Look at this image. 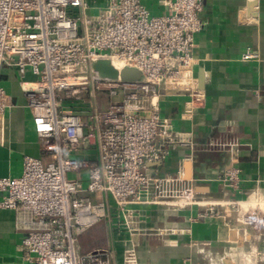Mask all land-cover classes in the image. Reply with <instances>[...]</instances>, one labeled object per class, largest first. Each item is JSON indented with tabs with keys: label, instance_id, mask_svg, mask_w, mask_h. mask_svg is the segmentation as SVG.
<instances>
[{
	"label": "built area",
	"instance_id": "built-area-1",
	"mask_svg": "<svg viewBox=\"0 0 264 264\" xmlns=\"http://www.w3.org/2000/svg\"><path fill=\"white\" fill-rule=\"evenodd\" d=\"M167 5L171 13L157 15L146 0H0V71L9 64L37 77L25 93L43 156H25L19 177H0V209L14 211L26 231L25 264H113L114 247L84 250L81 243L104 219L130 235L123 264H141L137 205L199 208L201 217L230 218L233 230L244 220L237 233L264 242V188L238 197L242 170L234 157L219 181L237 196L221 201L202 198L182 170L152 172L172 150L194 145L162 116V92L189 93L184 120L205 100L194 74L203 2ZM259 57L249 47L241 60ZM101 64L115 76L103 75ZM128 69L142 78L129 80ZM12 106L0 86V143ZM246 202L254 205L245 209Z\"/></svg>",
	"mask_w": 264,
	"mask_h": 264
},
{
	"label": "crops",
	"instance_id": "crops-1",
	"mask_svg": "<svg viewBox=\"0 0 264 264\" xmlns=\"http://www.w3.org/2000/svg\"><path fill=\"white\" fill-rule=\"evenodd\" d=\"M167 1L146 3L154 14L165 15L171 13ZM202 2L204 25L196 36L194 74L205 100L189 120H184L189 93L164 90L160 102L162 116L190 133L194 145L172 150L152 172L160 168L163 174L177 175L182 170L202 198L221 201L237 196L224 191L219 181L234 157L242 170V194L238 197L245 199L257 187L264 188V0ZM249 47L258 51V60H241ZM36 81L31 72L22 76L9 64L0 71V86L13 102L7 112L5 141L0 143V177H19L25 156H43L25 93L28 83ZM135 208L139 231L133 239L140 245L141 264H264V259L253 253L255 249L264 253V242L237 233L230 218L201 217L199 208ZM158 230L162 233L157 234ZM108 236L104 244L87 246L84 242L82 247H114L113 264H123L124 238L130 235L120 236L111 230ZM25 237L26 231L17 227L15 212L0 209V264H25ZM203 247L205 252L200 250Z\"/></svg>",
	"mask_w": 264,
	"mask_h": 264
},
{
	"label": "rangeland",
	"instance_id": "rangeland-1",
	"mask_svg": "<svg viewBox=\"0 0 264 264\" xmlns=\"http://www.w3.org/2000/svg\"><path fill=\"white\" fill-rule=\"evenodd\" d=\"M98 105H100L99 107L106 108L108 106V101L107 100H106V102L102 101ZM98 196L99 195H94L93 197L98 198ZM255 196L256 195H254L253 198H255ZM253 198H251V199H253ZM251 206H252V204L243 205V207L245 209H249ZM110 231H111V229H110L109 221H108V219H104L99 224H97L96 226L91 228V230L82 237L83 238V242H81V243L85 242L87 246H89L91 244H95V246H96L98 242H100V244H104L103 240L105 239V241H106L108 239V237H109L108 233Z\"/></svg>",
	"mask_w": 264,
	"mask_h": 264
},
{
	"label": "water",
	"instance_id": "water-1",
	"mask_svg": "<svg viewBox=\"0 0 264 264\" xmlns=\"http://www.w3.org/2000/svg\"><path fill=\"white\" fill-rule=\"evenodd\" d=\"M97 68L105 76H109V77L115 76L114 70L107 64H101ZM126 74L129 80L131 79L140 80L142 78L141 73L133 69H128L126 71Z\"/></svg>",
	"mask_w": 264,
	"mask_h": 264
},
{
	"label": "bare ground",
	"instance_id": "bare-ground-1",
	"mask_svg": "<svg viewBox=\"0 0 264 264\" xmlns=\"http://www.w3.org/2000/svg\"><path fill=\"white\" fill-rule=\"evenodd\" d=\"M254 195H255V194H254ZM254 195H253V196H254ZM253 196H252V197H253ZM243 205H250V204L246 202V203H244ZM252 205H254V204H252ZM245 225H246L245 221H244V220H241L240 223L235 227V229L238 231L240 228H242V227L245 226Z\"/></svg>",
	"mask_w": 264,
	"mask_h": 264
}]
</instances>
